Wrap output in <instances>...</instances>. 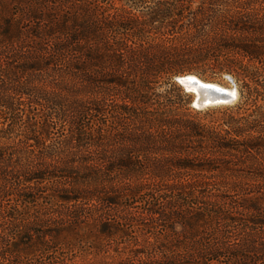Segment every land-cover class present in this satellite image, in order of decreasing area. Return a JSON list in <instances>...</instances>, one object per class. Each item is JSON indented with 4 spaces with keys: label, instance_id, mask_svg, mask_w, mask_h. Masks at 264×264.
<instances>
[{
    "label": "trees",
    "instance_id": "trees-1",
    "mask_svg": "<svg viewBox=\"0 0 264 264\" xmlns=\"http://www.w3.org/2000/svg\"><path fill=\"white\" fill-rule=\"evenodd\" d=\"M200 67L238 89L217 120L173 81ZM69 237L264 264V0H0V264H64Z\"/></svg>",
    "mask_w": 264,
    "mask_h": 264
},
{
    "label": "rangeland",
    "instance_id": "rangeland-1",
    "mask_svg": "<svg viewBox=\"0 0 264 264\" xmlns=\"http://www.w3.org/2000/svg\"><path fill=\"white\" fill-rule=\"evenodd\" d=\"M197 71H200L201 75H198L196 73H191V74H194L203 80L213 81L225 87L235 88L237 91L236 97L231 101L225 103L224 102L212 103L208 105L196 106L193 104V98L195 96V92L189 88H186V86L180 82L178 77L181 75L175 76L173 78V81L176 82V84L180 86V88H182V91L186 94V97L188 96L189 99L188 106L193 112L200 111L198 115L200 117H204V119H202L203 121L208 122L209 119L217 120L218 118L222 117L226 112L224 109L226 106L235 104L239 99L238 89L235 82L232 79L233 77L232 73L226 69L217 70L215 68L210 69L206 67H200V69L198 68ZM244 168L246 167H243V171H241V175L247 173ZM224 176H227L228 179L230 178L233 179V176L230 175V173H226ZM40 203H44V202L41 201ZM37 210L34 207H33V211L31 208L27 209L29 213L33 212V214H36L35 212ZM68 242L71 243L68 244L56 243V246L52 247L53 252H51V254H48L47 256L52 254L60 256L62 257L64 264H97L99 262V259L101 258L107 260H111V259L117 260L116 258L117 255H115L113 251H109V256L104 258L107 253L104 250L101 253L95 254L93 253V250L88 247L87 245L88 243H83L82 241L74 240L71 237H69ZM53 244L54 243H49V245H53Z\"/></svg>",
    "mask_w": 264,
    "mask_h": 264
},
{
    "label": "bare ground",
    "instance_id": "bare-ground-1",
    "mask_svg": "<svg viewBox=\"0 0 264 264\" xmlns=\"http://www.w3.org/2000/svg\"><path fill=\"white\" fill-rule=\"evenodd\" d=\"M182 76V75H181ZM184 76V74H183ZM182 76V78H184ZM187 77L185 78H192L194 80H198L200 82H202L205 85H208L209 87H216L219 88L221 90H224L225 93H227L228 95H230V97H232L231 99H234L237 95V91L235 88H229V87H225L217 82H213V81H207V80H203L201 78H199L198 76L194 75V74H186ZM180 77V76H179ZM184 85L186 86V88H189L191 90H193L195 92V94L197 95V100H196V105L200 106L202 105H208V104H212L216 101L219 103L225 102V98L224 95L222 94H212V92H210V90H208L206 87H198L196 85H193L192 83H189L188 81H184Z\"/></svg>",
    "mask_w": 264,
    "mask_h": 264
},
{
    "label": "water",
    "instance_id": "water-1",
    "mask_svg": "<svg viewBox=\"0 0 264 264\" xmlns=\"http://www.w3.org/2000/svg\"><path fill=\"white\" fill-rule=\"evenodd\" d=\"M186 74H184V76L182 75L184 78H182V76L178 77V79L180 80L181 83L184 84V81H188L189 83H192L193 85H196L198 87H206L208 90H210V92H212V94H222V95H224L225 102H228V101H231L232 100L231 99L232 97H230V95H228L227 93H225L224 90H221V89L216 88V87H209L208 85H205L206 83L203 84L202 82H200L198 80H194V79H192L190 77L185 78V77H187ZM188 74H190V73H188ZM197 99H198L197 98V95L195 94V96L193 98V104L194 105H196V100ZM214 103H216V101ZM217 103H219V102L217 101ZM196 106H198V105H196Z\"/></svg>",
    "mask_w": 264,
    "mask_h": 264
}]
</instances>
